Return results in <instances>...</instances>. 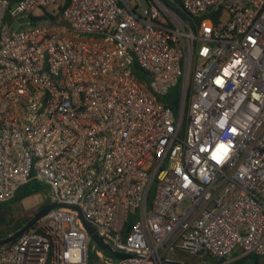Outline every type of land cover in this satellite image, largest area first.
Returning a JSON list of instances; mask_svg holds the SVG:
<instances>
[{
  "label": "built area",
  "instance_id": "obj_1",
  "mask_svg": "<svg viewBox=\"0 0 264 264\" xmlns=\"http://www.w3.org/2000/svg\"><path fill=\"white\" fill-rule=\"evenodd\" d=\"M143 1L0 0V204L36 181L129 255L60 207L0 264L264 256V0Z\"/></svg>",
  "mask_w": 264,
  "mask_h": 264
},
{
  "label": "trees",
  "instance_id": "obj_2",
  "mask_svg": "<svg viewBox=\"0 0 264 264\" xmlns=\"http://www.w3.org/2000/svg\"><path fill=\"white\" fill-rule=\"evenodd\" d=\"M162 4H164L169 10L175 12L180 18L183 20H188L187 15L183 11L180 1L179 0H159ZM66 5V2H65ZM64 5V6H65ZM64 6L61 8V10L64 8ZM45 17L40 18H33L32 20L38 21V20H44ZM133 73L140 79L145 80L147 79V74L142 71L138 65H133ZM177 91L172 90L168 97L172 98V106L174 109L177 108ZM168 100L166 99V103ZM44 187L40 185L36 181H31L22 187L18 189L15 196L4 203L0 204V239L6 238L7 236L13 234L15 231L19 230L21 227L25 225V223L32 218V216L44 205L49 204L48 201L42 202L37 209L29 215L23 216L20 212L19 205L27 198L32 197L35 194H38L39 192H42ZM130 222V219L127 221ZM237 257V256H236ZM261 258L260 256L255 255H246L241 256L239 258H233L232 255H229L227 258L224 259H218L213 260L210 257L203 256V258H199L198 256L193 255H185V256H179L176 255L175 259H182L184 261L190 262V263H201L202 260L207 264H220L225 262L228 259H233L230 262L226 264H261Z\"/></svg>",
  "mask_w": 264,
  "mask_h": 264
},
{
  "label": "water",
  "instance_id": "obj_3",
  "mask_svg": "<svg viewBox=\"0 0 264 264\" xmlns=\"http://www.w3.org/2000/svg\"><path fill=\"white\" fill-rule=\"evenodd\" d=\"M60 207H66L70 208L72 210H75L78 213V217L82 221L87 233L90 235L91 239L97 243V245L103 249L108 250L114 257L116 258H126L129 255H126L124 253H118L113 252L107 245H105L101 238L98 236L97 232L91 225V223L88 221V219L84 216V214L79 210V208L75 205H64L61 203H49L41 207L30 220H28L23 227H21L19 230L15 231L13 234L7 236L6 238L0 239V246L7 245L14 240H16L19 236L24 234L28 229H30L39 219L44 217L48 212H50L54 208H60ZM164 264H189V263H183L180 261L175 260H167L163 259Z\"/></svg>",
  "mask_w": 264,
  "mask_h": 264
},
{
  "label": "rangeland",
  "instance_id": "obj_4",
  "mask_svg": "<svg viewBox=\"0 0 264 264\" xmlns=\"http://www.w3.org/2000/svg\"><path fill=\"white\" fill-rule=\"evenodd\" d=\"M142 4H144V1L141 0ZM49 9H52V6L49 7ZM43 192H39L38 194L33 195L30 198L25 199L20 205H19V209L20 212L23 216L32 214L37 207L43 202ZM85 228V227H84ZM86 231V229H85ZM87 232V231H86ZM91 248H93V251H95V249L99 252V253H105V254H111L108 250L103 249L101 247H99L97 245L96 242H94L93 240L90 243ZM230 255L234 257L240 255V251L238 250H234ZM91 259L94 260L93 262H95V258L94 255L91 254ZM202 259V258H201ZM261 264H264V258H261Z\"/></svg>",
  "mask_w": 264,
  "mask_h": 264
}]
</instances>
